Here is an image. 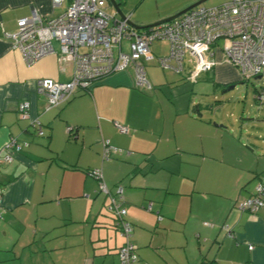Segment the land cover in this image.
Here are the masks:
<instances>
[{"label":"crops","instance_id":"0c3cea01","mask_svg":"<svg viewBox=\"0 0 264 264\" xmlns=\"http://www.w3.org/2000/svg\"><path fill=\"white\" fill-rule=\"evenodd\" d=\"M68 2L0 0V155L9 149L11 140L22 144L19 151L10 152L12 158L9 161L0 165V264H13L11 261L17 258L21 264H120L117 248L124 238H109V233L101 230L115 221L108 215L104 201V207L103 204L101 207L95 200L100 190L96 192L95 179L89 173L99 168L104 183L109 187L107 169L112 163L113 153L103 155L106 139L113 148L121 146L119 156L125 158L123 163L131 165V179H125L120 186L121 202L131 223L128 241L137 254L134 264H207L209 260L212 264H264V197L262 205L255 211L238 206L253 193L256 175L264 173V125L257 123L256 117L238 118L240 134L243 128L245 135L252 138L249 140L251 150L260 153L259 156H251L248 173L243 180L248 183L254 178L253 185L244 183L229 197L220 195L222 198L215 205L209 202L194 204L193 193L198 189L193 186L189 191L190 205L185 216H178L177 204L176 210L169 215L172 220L163 223L175 232L172 235L175 245L183 246L186 238L189 244L191 239L189 248H185L188 252H184L185 261L167 256L158 249L167 244L165 240L140 238L141 227H135L136 223L140 224L143 217H147L157 227L158 223L165 221L166 216L161 212L168 214L162 203L156 204V196L147 194L146 190L161 184L160 180L171 181L172 174L166 167H155L152 161V158L158 160L170 152L162 157L154 152V138L143 133V130H154L148 126L144 129V125L135 122L137 110L131 105L130 97L148 95L135 88L132 66L96 79L87 90L76 88L67 100L51 105L45 94L35 91V79L69 80L74 70L72 60L60 53L58 42L53 40V53L26 64L20 51L5 35L15 30L18 18L33 12L43 19L55 18L64 11ZM215 45L217 63L211 69L212 79L222 86L233 84L236 76L239 79L238 71L226 61L218 40ZM87 49L86 46L79 48L80 51ZM259 111L260 108L258 114ZM192 112L200 115L197 108H192ZM250 112L257 114L254 104ZM120 126L126 127L127 131H121ZM172 135L177 143L176 130ZM121 137L129 140V145L120 142ZM167 137L170 138L171 134L168 133ZM155 139L158 145L159 139ZM135 141L142 146L133 145ZM64 202L68 203L66 210L62 208ZM143 211L148 214H143ZM159 215L162 216L160 221ZM80 220L91 222L90 238L94 242L99 241L91 251L85 248L81 255L46 253L44 243L43 252L34 259L25 256L26 250L21 251L25 243L23 238H62V226ZM64 230L68 233L70 228L67 226ZM74 230L79 232L76 227ZM179 231H183L186 238H180ZM208 238L211 243L217 242L218 253L221 252L219 258L217 249L211 256L208 250H203ZM12 239L14 243L11 245ZM151 241L154 248L150 246ZM249 243L254 244L253 248L247 246ZM52 245L63 248L68 241L60 239Z\"/></svg>","mask_w":264,"mask_h":264},{"label":"rangeland","instance_id":"374dc122","mask_svg":"<svg viewBox=\"0 0 264 264\" xmlns=\"http://www.w3.org/2000/svg\"><path fill=\"white\" fill-rule=\"evenodd\" d=\"M195 1L197 0H105V11L112 15L116 5L124 16H128L130 22L135 25H145L170 16ZM223 1L225 0H204L199 5L212 6ZM218 41L221 45L222 41ZM128 43L127 38L122 40L123 52H128ZM151 48L157 55L163 56L169 52V45L165 39H155L151 43ZM185 61L182 70L177 69L178 66L173 60L165 67L156 61V63L154 61L148 62L145 71H147V78L151 81L152 89L142 90L135 87L148 96L132 95L130 97L131 105L137 110L136 115H134L136 124L144 125V129H147L146 126H148L154 130H143L144 134L155 140L152 146L153 151L158 152L161 157L170 152L164 158L158 160L152 158L153 165L166 167L172 174L171 181L160 180L161 184L146 190L147 194L156 196L154 200L157 201V205L162 203L163 210L168 213L161 212L166 216L165 221L158 223L155 227L152 220L143 217L142 222L136 223L135 227H141L139 230L140 238L165 240L167 244L159 246L158 249L165 252L166 255L179 257L182 262L186 259L184 252H186L185 248H189L191 239L188 244L183 231H179L180 238H186V244L183 246L175 245L174 239H172L175 232L168 229V226L163 223H169L172 220L169 215L176 210L177 204L176 213L178 216H185L190 205L189 191L193 186L198 189V192L193 193V203L205 204L209 202L212 205L221 200L220 195L229 197L236 188H242L245 183L243 180L248 173L247 165L251 163L249 162L252 159L251 156H259L260 153L251 150L249 140L252 138L245 135L246 132L243 128L242 135L240 134L241 122L238 118L241 116H243L242 119L248 116L256 117L259 120L256 122L264 125V102L258 107L260 108L259 114L258 108H255L257 114L250 112V108L254 104L255 89L264 87V74L260 78L252 77L248 80H240L236 76L233 80L234 87L224 90L222 85L216 84L212 79L211 69L199 73L192 79L190 76L192 62ZM192 108H197L200 115L197 112H192ZM174 130H176L177 143L172 135ZM168 133L171 134L170 138L167 137ZM155 138L159 139L158 145H156L157 140ZM120 142L124 145L130 143L124 137L120 138ZM134 144L135 146L139 145L138 147L142 146L140 142L135 141ZM111 150L113 153L112 163L107 169L109 187L104 183L102 171L99 181L94 176L90 177L95 179L96 192L99 191V183L102 182L106 186L107 189H105L110 194L106 195L104 191H99L95 200L100 203L101 207L104 201L105 206L107 205L108 215L112 220L114 219L113 221H116V212L108 208L111 195L115 193L117 186L124 183L125 179L129 181L132 174L130 173L131 165L128 162L123 163L126 161L125 158L119 156L122 151L121 146ZM157 156L159 157V155ZM118 159L120 160L117 161ZM115 178L116 181L113 182ZM255 179L252 178L245 185L249 186L254 180L253 184H255L258 180L256 177ZM67 205L68 203L64 202L62 208L66 210ZM120 206L124 207L123 201ZM144 210L148 212L146 208ZM145 211L143 214H148ZM123 217L126 219V216ZM158 219L160 221L162 216L159 215ZM114 224L115 222L102 227L104 230H101L103 233L107 231L109 238H124L123 242H125L126 237L119 228L114 227ZM67 226L70 228L68 233L64 230V227ZM62 227L64 231L60 235L62 238H23L25 243L21 246V251L26 250L25 256H28V259L32 256L34 259V256L43 252L44 245H46V253H79L81 255L85 248L91 251L93 246L99 243V241L94 242L90 238V221L70 222ZM75 227L78 229V233H75L77 231L74 230ZM94 230L96 229L94 228ZM34 239L36 240L34 241ZM60 239H67L68 245L63 248L52 245L59 242ZM10 243L12 245L14 239ZM43 243L44 245H42ZM216 243H211V239L208 238L203 250H208V255L211 256L217 249L216 255L219 258L218 255L221 256V252L218 253ZM152 244L151 241L150 246L154 248ZM247 246L251 249L254 244L249 243ZM15 247L19 248L18 243H15ZM14 262L21 264L18 258L11 261L13 264Z\"/></svg>","mask_w":264,"mask_h":264},{"label":"built area","instance_id":"2783aa9c","mask_svg":"<svg viewBox=\"0 0 264 264\" xmlns=\"http://www.w3.org/2000/svg\"><path fill=\"white\" fill-rule=\"evenodd\" d=\"M61 1L52 0L54 4ZM68 1L57 17L43 19L33 12L18 18L15 30L5 34L11 45L20 51L26 64L53 53V40L58 42L60 53L72 60L74 70L69 80L58 81L49 77L35 79V91L45 94L51 105L67 100L76 88L87 90L96 79L124 70L129 65L134 70V85L150 90L152 85L147 78L145 65L152 60L162 67L173 60L178 70L183 69L185 60L192 62L190 76L193 79L217 63V40L222 41V54L238 71L241 80L264 72V0H225L212 6L196 5L168 21L139 29L129 24L128 16L107 14L105 0ZM124 38L129 40L127 53L122 50ZM155 39L167 40V55L157 56L150 50V44ZM81 46L88 49L80 51ZM260 98L264 101V90ZM120 130L127 131V128L120 126ZM104 143L103 155L108 156L113 147L107 139ZM21 148L19 141L11 140L9 149L0 155V164L12 158L10 152ZM89 173L101 179L99 168ZM105 188L102 182L99 183V190L110 194ZM121 191L122 186H117L108 208L118 214L119 229L127 238L117 250L119 263L134 264L137 254L133 244L128 241L131 224L123 217L125 208L120 206ZM263 197L264 182L261 181L255 187V194L239 202L238 206L255 211L262 205Z\"/></svg>","mask_w":264,"mask_h":264},{"label":"water","instance_id":"95a60500","mask_svg":"<svg viewBox=\"0 0 264 264\" xmlns=\"http://www.w3.org/2000/svg\"><path fill=\"white\" fill-rule=\"evenodd\" d=\"M203 1H204V0H197V1H195V2H193V3H191V4H189L188 6L184 7L183 9L179 10L178 12H176V13L170 15V16H167V17H165V18H163V19L157 20V21H155V22H153V23H150V24H145V25H135V24H133V23L130 22V21H129V24H130L132 27H134V28H138V29H139V28H143V27H147V26H151V25H156V24H159V23H162V22L168 21V20H170V19H172V18H174V17L180 15L181 13L185 12L186 10H188V9H190V8L196 6V5H199V3L203 2ZM114 15H115L116 17H124V15L121 13L120 9H119L116 5H115ZM260 77H261V75H258V76H255L254 78L256 79V78H260ZM233 87H234V84H230V85H229L226 89H224V90H229V89H231V88H233ZM8 161H9V160H8ZM3 162H5V161H3ZM1 164H2V162H1ZM1 164H0V165H1Z\"/></svg>","mask_w":264,"mask_h":264},{"label":"trees","instance_id":"16d2710c","mask_svg":"<svg viewBox=\"0 0 264 264\" xmlns=\"http://www.w3.org/2000/svg\"><path fill=\"white\" fill-rule=\"evenodd\" d=\"M263 74H264V72H263ZM263 74H261V76L263 75ZM101 78V77H100ZM99 78V79H100ZM254 78V77H253ZM241 80V79H240ZM152 88V87H151ZM264 90V87H262V88H260V89H255V95H254V100H255V103H254V106H255V108H258L260 105H261V103H263L264 101L260 98V94H261V92ZM257 176V182L255 183V187H256V185L259 183V182H264V173H260V174H258V175H256ZM255 187H254V191H253V193L249 196V197H251V196H253L254 194H255ZM106 207V209H107V206H105ZM125 208V207H124ZM117 213H116V221H115V227L116 228H119V223H118V220H119V218H117ZM124 216H126V209H125V214H124ZM126 220H128L127 218H126ZM129 221V220H128ZM131 224V223H130ZM118 263H119V260H118ZM207 264H212V261L211 260H209V262H207Z\"/></svg>","mask_w":264,"mask_h":264},{"label":"flooded vegetation","instance_id":"af4514ba","mask_svg":"<svg viewBox=\"0 0 264 264\" xmlns=\"http://www.w3.org/2000/svg\"><path fill=\"white\" fill-rule=\"evenodd\" d=\"M230 85V83L229 84H226V85H224L223 86V89H226L228 86Z\"/></svg>","mask_w":264,"mask_h":264}]
</instances>
